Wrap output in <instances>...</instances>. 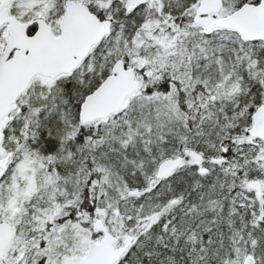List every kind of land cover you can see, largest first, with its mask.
<instances>
[{
	"label": "snow or ice",
	"instance_id": "snow-or-ice-1",
	"mask_svg": "<svg viewBox=\"0 0 264 264\" xmlns=\"http://www.w3.org/2000/svg\"><path fill=\"white\" fill-rule=\"evenodd\" d=\"M0 264H264V0H0Z\"/></svg>",
	"mask_w": 264,
	"mask_h": 264
}]
</instances>
